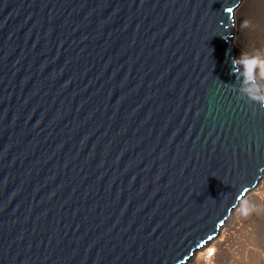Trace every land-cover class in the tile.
I'll return each instance as SVG.
<instances>
[{
    "label": "water",
    "instance_id": "1",
    "mask_svg": "<svg viewBox=\"0 0 264 264\" xmlns=\"http://www.w3.org/2000/svg\"><path fill=\"white\" fill-rule=\"evenodd\" d=\"M240 0H0V264H183L264 171L233 90Z\"/></svg>",
    "mask_w": 264,
    "mask_h": 264
},
{
    "label": "bare ground",
    "instance_id": "2",
    "mask_svg": "<svg viewBox=\"0 0 264 264\" xmlns=\"http://www.w3.org/2000/svg\"><path fill=\"white\" fill-rule=\"evenodd\" d=\"M244 21L248 22V27L242 26ZM230 31V42L235 50V58L239 57L241 52L264 53V0H240L233 13V25ZM263 186L264 171L256 186L246 192L235 208L231 210L228 218L219 227L217 234L195 250L183 264H213L210 260L225 248L227 230L229 224L231 225V220L233 218L236 220L243 215L240 211L241 205L244 202H250L253 196L259 195V190H262Z\"/></svg>",
    "mask_w": 264,
    "mask_h": 264
},
{
    "label": "rangeland",
    "instance_id": "3",
    "mask_svg": "<svg viewBox=\"0 0 264 264\" xmlns=\"http://www.w3.org/2000/svg\"><path fill=\"white\" fill-rule=\"evenodd\" d=\"M259 193L248 202L247 215L231 220L225 248L210 260L213 264H264V186Z\"/></svg>",
    "mask_w": 264,
    "mask_h": 264
},
{
    "label": "clouds",
    "instance_id": "4",
    "mask_svg": "<svg viewBox=\"0 0 264 264\" xmlns=\"http://www.w3.org/2000/svg\"><path fill=\"white\" fill-rule=\"evenodd\" d=\"M243 27H248V22H242ZM231 72L235 79L231 83L234 91L246 98L249 102L264 107V53H243L231 59ZM240 211L247 215L250 205L244 202Z\"/></svg>",
    "mask_w": 264,
    "mask_h": 264
},
{
    "label": "snow or ice",
    "instance_id": "5",
    "mask_svg": "<svg viewBox=\"0 0 264 264\" xmlns=\"http://www.w3.org/2000/svg\"><path fill=\"white\" fill-rule=\"evenodd\" d=\"M226 11H227L228 13H232L234 10H233V8L229 7V8L226 9ZM209 239L211 240L212 237H209Z\"/></svg>",
    "mask_w": 264,
    "mask_h": 264
}]
</instances>
